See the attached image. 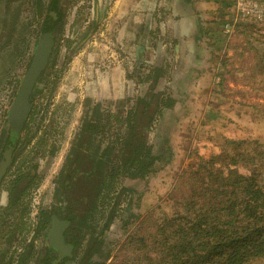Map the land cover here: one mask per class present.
<instances>
[{
    "label": "rangeland",
    "instance_id": "1",
    "mask_svg": "<svg viewBox=\"0 0 264 264\" xmlns=\"http://www.w3.org/2000/svg\"><path fill=\"white\" fill-rule=\"evenodd\" d=\"M231 2L216 29V0H71L59 51L47 73L49 79L57 77L54 88H48L55 102L41 105L44 129L39 135L44 149L40 150L58 144L66 131L72 136L83 103L101 99L102 106L117 115L144 96L154 80L155 90L174 100L171 108L156 115V124L149 129L148 139L160 155L153 170L143 179L121 176L118 181V188L128 190L118 201L120 210L106 244L110 259L105 264L145 215L170 210L181 169L197 155L216 154L221 135L264 142V121L252 110L255 96L242 81V73L225 74V82L219 85L221 56L233 54L226 48L230 37L239 22L264 24V0ZM0 8L2 19V1ZM11 9L15 14L19 11L21 21L15 35L1 39L0 129L14 97L9 80L22 78L38 36L28 24L33 11L26 0ZM208 26L215 27L212 37L206 33ZM23 36L28 45L19 46ZM9 55L16 59L10 61ZM233 66L243 67L238 61Z\"/></svg>",
    "mask_w": 264,
    "mask_h": 264
},
{
    "label": "flooded vegetation",
    "instance_id": "2",
    "mask_svg": "<svg viewBox=\"0 0 264 264\" xmlns=\"http://www.w3.org/2000/svg\"><path fill=\"white\" fill-rule=\"evenodd\" d=\"M0 1L4 2L5 9L0 18L1 56V39L15 35L21 20L19 11L15 14L11 9L19 0ZM53 2L26 0L33 11L28 24L30 28L35 27L37 43L29 55L22 78L15 82L9 80L14 97L4 118V128L0 129V264H62L59 254L73 257L72 263H75L90 248H96L97 236L101 239V251L95 256L110 253L106 250L108 235L118 217V201L128 190L124 186L118 188V181L121 176L143 179L131 177L125 171L121 172V168L116 174L114 166H120L121 162L117 154L127 131L125 118L142 95L117 115L103 107L101 99L87 102L86 106L80 102L84 105L82 116L72 136L68 137L70 132L66 131V136L60 135L58 144L40 150L44 149L41 148L43 137L39 135L40 129H44L39 117V113H43L41 105L49 106L55 102V95L52 96L48 88H54L57 77L49 79L47 73L54 66L52 60L59 51V37L65 28L71 0H57L56 5ZM51 7L59 10L60 17L51 11ZM48 14L57 21L50 23ZM25 40L23 36L19 46L20 43L28 45ZM44 40L51 42L49 55L32 88H25L24 78L40 42ZM21 51L18 49L17 54ZM11 58L13 62L16 56L9 55L10 61ZM156 82L152 81L149 87L153 92L159 91L155 90ZM23 93H28L25 116L16 106ZM45 93L48 96L42 98ZM43 99L45 104H41ZM159 113H155L156 118ZM19 115L24 121L21 122ZM157 119L151 127L155 126ZM114 121H119L118 125L115 126ZM112 208L115 212L108 219ZM107 219H111L109 224ZM48 247L54 253L47 257L44 252ZM52 255L54 257L50 259ZM45 258L48 259L46 262Z\"/></svg>",
    "mask_w": 264,
    "mask_h": 264
},
{
    "label": "trees",
    "instance_id": "3",
    "mask_svg": "<svg viewBox=\"0 0 264 264\" xmlns=\"http://www.w3.org/2000/svg\"><path fill=\"white\" fill-rule=\"evenodd\" d=\"M216 2L217 29L223 24L232 2ZM53 3L56 5L57 0ZM50 9L60 17L56 7ZM47 20L57 21L50 14ZM214 29L208 26L207 35L212 37ZM262 29L264 24L260 21L238 23L226 46L233 54L224 52L219 62L222 75L219 85L225 82V74L241 72L242 81L248 83V91L255 96L252 110L264 121ZM235 61L243 67L235 68ZM173 102L161 91L149 89L129 110L125 118L127 131L117 154L120 166L114 165L116 174L121 168V172L131 177L145 178L153 170L160 155L154 152L148 132L157 119L155 113L171 108ZM20 119L24 121L22 116ZM220 137L216 154L209 158L197 155L181 169L170 210L145 215L127 232L108 264H264V142ZM112 174L114 177L115 173ZM114 212L112 208L108 219ZM108 219L107 224L111 221ZM100 241L97 236L96 248H90L75 263H72L73 257L58 256L63 259L62 264H105L110 259L109 252L95 256L101 251ZM44 253L48 257L54 252L48 247Z\"/></svg>",
    "mask_w": 264,
    "mask_h": 264
},
{
    "label": "water",
    "instance_id": "4",
    "mask_svg": "<svg viewBox=\"0 0 264 264\" xmlns=\"http://www.w3.org/2000/svg\"><path fill=\"white\" fill-rule=\"evenodd\" d=\"M51 47V42L50 41H42L40 42L35 54H34V59L33 62L29 68V71L27 72L25 78H24V82H23V86L25 88H29L31 89L38 74L40 73V71L42 70V68L44 67V64L47 60V57L49 55V50ZM27 98H28V93H23L20 95L16 106L18 107L19 112L25 116L27 114V106H26V102H27Z\"/></svg>",
    "mask_w": 264,
    "mask_h": 264
}]
</instances>
